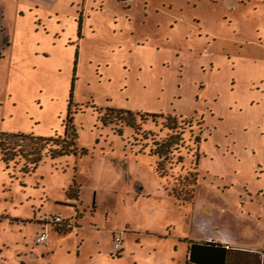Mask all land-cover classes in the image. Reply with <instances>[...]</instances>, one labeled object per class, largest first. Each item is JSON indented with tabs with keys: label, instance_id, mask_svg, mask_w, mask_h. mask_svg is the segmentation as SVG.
<instances>
[{
	"label": "rangeland",
	"instance_id": "1",
	"mask_svg": "<svg viewBox=\"0 0 264 264\" xmlns=\"http://www.w3.org/2000/svg\"><path fill=\"white\" fill-rule=\"evenodd\" d=\"M0 30V134L78 136L35 170L0 152V264H186L206 233L264 249V0H0Z\"/></svg>",
	"mask_w": 264,
	"mask_h": 264
},
{
	"label": "trees",
	"instance_id": "2",
	"mask_svg": "<svg viewBox=\"0 0 264 264\" xmlns=\"http://www.w3.org/2000/svg\"><path fill=\"white\" fill-rule=\"evenodd\" d=\"M1 35V32H0ZM119 112V118L125 119L127 125L136 128L137 124L134 119L133 113L127 110H113V114ZM125 114V116H124ZM157 115H154L156 117ZM130 117V119H129ZM171 123L167 125L170 131H174L178 128L177 121L171 119ZM180 135H173L169 141L162 144V149H157L155 156H158L159 159H163L162 162L157 163L156 172L161 178L167 177V175L162 172L165 168L164 161L167 160V157L172 150V147L175 144H179L182 138ZM78 136L73 127L68 129L66 132L65 138L60 141V138L57 139H42L36 138L34 136H28L24 134H0V152L2 154L3 161L9 164L15 159L18 155H23L27 158L28 169L35 170V168L41 163L42 153L47 149L48 155L52 158L55 157H65L69 154L75 153L76 155V140ZM197 142L201 141L200 137L196 138ZM51 143L53 145H51ZM85 154V153H84ZM197 167V165H196ZM193 180L191 182L190 190L184 192H178L176 189L173 190L174 195L179 198H184L185 201L191 202L194 199L195 187L197 186V176L193 175ZM72 192V191H71ZM72 194V193H71ZM73 196V195H72ZM188 244V259L186 264H251L249 260V253L243 251H236L230 247L223 246L219 243L214 242H205V243H196L187 241ZM118 255V254H117ZM255 264H262L260 258L255 261Z\"/></svg>",
	"mask_w": 264,
	"mask_h": 264
},
{
	"label": "crops",
	"instance_id": "3",
	"mask_svg": "<svg viewBox=\"0 0 264 264\" xmlns=\"http://www.w3.org/2000/svg\"><path fill=\"white\" fill-rule=\"evenodd\" d=\"M195 242L196 243L214 242V243L223 244V246L230 247L233 250L243 251V252L249 253L250 254L249 255V260L252 262L251 264H255V261H257L258 258H260L261 261H262V264H264V249L255 250V249L248 248L247 246H245V247L244 246H232L230 244V242H228L226 240H224L223 242H217V241L213 240L212 236L207 237V233L203 234L202 237L197 239V240H195ZM187 259H188V253H187V256H186V262H187Z\"/></svg>",
	"mask_w": 264,
	"mask_h": 264
},
{
	"label": "built area",
	"instance_id": "4",
	"mask_svg": "<svg viewBox=\"0 0 264 264\" xmlns=\"http://www.w3.org/2000/svg\"><path fill=\"white\" fill-rule=\"evenodd\" d=\"M57 221H58V223L61 222L60 219H57ZM47 239H48L47 235L44 233L40 237L37 238L36 242H37V244H43V243H45L47 241ZM121 243H122L121 238L116 236L114 238V253L119 254L120 248H121Z\"/></svg>",
	"mask_w": 264,
	"mask_h": 264
},
{
	"label": "flooded vegetation",
	"instance_id": "5",
	"mask_svg": "<svg viewBox=\"0 0 264 264\" xmlns=\"http://www.w3.org/2000/svg\"><path fill=\"white\" fill-rule=\"evenodd\" d=\"M0 32H1V35H2V33H3L2 30H0ZM1 35H0V36H1Z\"/></svg>",
	"mask_w": 264,
	"mask_h": 264
}]
</instances>
